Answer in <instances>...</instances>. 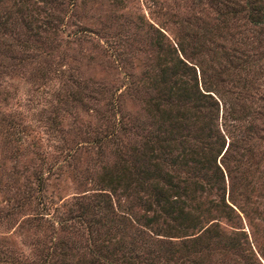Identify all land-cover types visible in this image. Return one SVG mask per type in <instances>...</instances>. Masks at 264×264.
<instances>
[{
    "label": "rangeland",
    "instance_id": "rangeland-1",
    "mask_svg": "<svg viewBox=\"0 0 264 264\" xmlns=\"http://www.w3.org/2000/svg\"><path fill=\"white\" fill-rule=\"evenodd\" d=\"M247 4L0 0V264H44L59 240L73 255L67 263L79 264L89 241L87 218L77 214L100 193L116 215L139 223L150 216L133 195L108 191L104 173L152 128L143 111L152 94L147 82L164 62L180 59L199 81L195 65L210 73L211 48L243 46L250 62L262 67L264 94V19L249 22ZM237 153L221 160L233 168L223 180L233 185L229 194L241 198L239 205L217 218L206 203L213 196L201 194V229L184 235L175 221L159 218L151 224L157 234L146 230L134 238L139 260L148 259L142 264H264V173L249 168L245 157L236 161ZM113 222L115 240L120 230ZM207 225L220 235L206 240V249L194 247L201 249L198 258L187 241Z\"/></svg>",
    "mask_w": 264,
    "mask_h": 264
},
{
    "label": "trees",
    "instance_id": "trees-1",
    "mask_svg": "<svg viewBox=\"0 0 264 264\" xmlns=\"http://www.w3.org/2000/svg\"><path fill=\"white\" fill-rule=\"evenodd\" d=\"M233 5L230 12L235 14L237 4ZM246 7L249 22L263 21L264 0H248ZM210 52L214 62L210 73L206 72L205 76L199 65H195L200 73L199 81L192 66L178 58L169 65L165 62L158 65V73L148 79L152 94L144 100L143 111L152 128L145 134L140 132L137 145L128 157L119 156L104 176L108 191L118 187L125 195H133L150 216L139 223L129 219V214L116 215L109 210L106 195L105 199L102 193L96 195L98 199L77 214L87 218L84 229L89 241L84 245L87 255L82 252L78 256L79 264L147 262L145 256L139 260L141 246L134 238L146 230L157 234L151 224L164 216L176 222L182 235L186 229L197 231L199 217L204 212L198 197L203 193L213 196L206 203L216 217L227 218L241 200L230 196L233 185H226L223 180L233 168L221 159L233 149L239 150L236 161L245 157L249 168L264 173V94L259 90L262 67L250 62L243 46L227 50L220 45L217 51L211 48ZM115 220L120 234L113 240L109 230ZM208 226L187 241L198 258L201 249L194 247L197 244L202 247L206 240L220 235L215 227ZM130 228L132 233L128 235ZM233 238L230 245L235 248L239 244ZM64 244L61 240L56 242L58 252L53 249L46 260L43 257L44 264H69L67 261L73 255L68 254Z\"/></svg>",
    "mask_w": 264,
    "mask_h": 264
}]
</instances>
